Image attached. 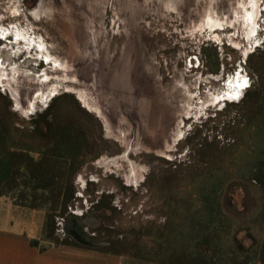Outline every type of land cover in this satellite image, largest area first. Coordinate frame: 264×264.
I'll use <instances>...</instances> for the list:
<instances>
[{
	"label": "rangeland",
	"instance_id": "374dc122",
	"mask_svg": "<svg viewBox=\"0 0 264 264\" xmlns=\"http://www.w3.org/2000/svg\"><path fill=\"white\" fill-rule=\"evenodd\" d=\"M154 1L0 0V116L28 149L10 152L4 185L23 211L0 214L42 229L41 248L82 245L76 224L84 247L157 264L201 184L221 185L245 248L263 245L246 175L264 148V0Z\"/></svg>",
	"mask_w": 264,
	"mask_h": 264
},
{
	"label": "trees",
	"instance_id": "16d2710c",
	"mask_svg": "<svg viewBox=\"0 0 264 264\" xmlns=\"http://www.w3.org/2000/svg\"><path fill=\"white\" fill-rule=\"evenodd\" d=\"M28 150L20 142L14 140L10 131L0 116V197H7L9 193L17 190V185L9 190L4 185L11 181L13 177L14 160L10 152ZM259 160L255 161L247 173V178L258 185L264 195V148L259 153ZM205 181V180H204ZM204 188L198 194V201L201 203L196 208V212L190 216L187 222L179 229V232L166 233L161 244L159 261L161 264L164 259L165 264H175V259L181 262V256L184 257L182 264H256L264 263V241L263 245L257 249L255 246L245 248L240 243L234 246H224L223 236L230 232L232 223L222 215L220 210V186L212 184H201ZM33 194H22L19 200L23 201L22 206L37 208L39 206H30L29 199ZM9 196V195H8ZM36 196V195H35ZM33 196V197H35ZM15 199V197H13ZM43 207H40L42 209ZM195 211V210H194ZM243 226H239V229ZM183 244L194 243L197 250L188 247L177 249L169 248L164 254V244H174V242ZM31 245L38 247V240H31ZM113 254L119 255L116 252ZM175 256V257H174ZM222 257V258H221ZM183 261V260H182ZM226 261V263H224Z\"/></svg>",
	"mask_w": 264,
	"mask_h": 264
},
{
	"label": "crops",
	"instance_id": "0c3cea01",
	"mask_svg": "<svg viewBox=\"0 0 264 264\" xmlns=\"http://www.w3.org/2000/svg\"><path fill=\"white\" fill-rule=\"evenodd\" d=\"M0 205H6L7 209L14 211H23L21 207L15 206L13 202L5 197H0ZM35 211V210H31ZM22 217H13L0 214V264H124L123 259L115 254H104L98 252L97 248L84 247L82 245H51L45 248L31 245V240L40 241L43 235L42 229L38 232V237H32L23 231ZM16 226H18L16 228ZM43 227V226H42ZM232 230H230L231 232ZM240 231V230H238ZM230 232L226 235H230ZM227 246L240 243L236 230L232 231ZM242 245V244H241ZM182 247L197 250V245L189 243L174 242V244H164V254L169 249H181ZM95 249V250H94ZM175 257V256H174ZM183 260V261H182ZM184 257L181 256V262L175 259V264H182ZM161 264H165L162 259Z\"/></svg>",
	"mask_w": 264,
	"mask_h": 264
},
{
	"label": "bare ground",
	"instance_id": "6f19581e",
	"mask_svg": "<svg viewBox=\"0 0 264 264\" xmlns=\"http://www.w3.org/2000/svg\"><path fill=\"white\" fill-rule=\"evenodd\" d=\"M145 1H146V0H145ZM158 1H159V0H158ZM205 1H206V0H205ZM230 1H231V0H230ZM233 1H235V0H233ZM237 1H238V0H237ZM242 1H243V0H242ZM242 1H241V2H242ZM67 2H68V1H67ZM72 2H73V1H72ZM154 2H156V0H155ZM161 2H162V0H161ZM172 2H173V1H172ZM213 2H214V1H213ZM228 2H229V1H228ZM85 3H86V2H85ZM148 3H149V2H148ZM157 3H158V2H157ZM159 3H160V2H159ZM207 3H208V2H207ZM235 3H236V2H235ZM237 3H238V2H237ZM73 4H74V3H73ZM75 4H76V3H75ZM83 4H84V3H83ZM86 4H88V3H86ZM89 4H90V3H89ZM129 4H130V3H129ZM142 4H143V3H142ZM144 4H145V3H144ZM146 4H147V3H146ZM216 4H218V3H216ZM225 4H226V3H225ZM225 4H224V5H225ZM228 4H231V3H228ZM224 5H223V6H224ZM234 5H236V4H234ZM240 5H241V4H240ZM74 6H75V5H74ZM76 6H77V5H76ZM80 6H81V5H80ZM84 6H85V5H84ZM103 6H104V5H103ZM120 6H121V4H120ZM142 6H144V5H142ZM145 6H146V5H145ZM148 6H150V5H148ZM148 6H147V7H148ZM171 6H172V5H171ZM212 6H213V5H212ZM238 6H239V5H238ZM82 7H83V6H82ZM90 7H91V6H90ZM92 7H93V6H92ZM124 7H125V6H124ZM134 7H135V6H134ZM180 7H181V5H180ZM213 7H214V6H213ZM84 8H85V7H84ZM126 8H127V7H126ZM145 8H146V7H145ZM174 8H175V7H174ZM206 8H207V7H206ZM206 8H205V9H206ZM214 8H216V7H214ZM229 8H230V7H229ZM40 9H41V8H40ZM90 9H91V8H90ZM146 9H147V8H146ZM183 9H184V8H183ZM211 9H212V8H211ZM230 9H231V8H230ZM124 10H125V9H124ZM217 10L219 11V9H216V11H217ZM90 11H91V10H90ZM92 11H93V10H92ZM193 11H194V10H193ZM231 11H232V10H231ZM53 12H55V11H53ZM53 12H51V13H53ZM131 12H132V11H130V13H131ZM45 13H46V12H45ZM55 13H56V12H55ZM87 13H88V12H87ZM92 13H93V12H92ZM128 13H129V12H128ZM207 13H208V12H207ZM210 13H211V12H210ZM213 13H214V12H213ZM213 13H212V14H213ZM239 13H240V12H239ZM41 14H43V12H42ZM41 14H40V15H41ZM56 14H57V13H56ZM90 14H91V13H90ZM135 14H136V13H135ZM223 14H224V13H223ZM234 14H236V11H235ZM34 15H36V14H34ZM37 15H38V14H37ZM46 15H47V14H46ZM53 15H54V14H53ZM92 15H93V14H92ZM142 15H143V14H142ZM51 16H52V15H51ZM57 16H59V15H57ZM212 16H213V15H212ZM216 16H217V15H216ZM226 16H227V15H226ZM234 16H235V15H234ZM91 17H92V16H91ZM228 17H229V16H228ZM46 18H47V17H46ZM67 18H68V17H67ZM73 18H74V17H73ZM59 19H62V18L59 17ZM64 19H65V18H64ZM69 19H70V18H69ZM76 19H77V18H76ZM80 19H81V18H80ZM80 19H79V20H80ZM94 19H95V18H93V20H94ZM51 20H52V19H51ZM215 20H216V19H215ZM65 21H66V20H65ZM68 21H70V20H67L66 22H68ZM59 22H60V20H59ZM96 22H97V21H96ZM56 23H57V22H56ZM64 23H65V22H64ZM71 23H72V22H71ZM59 25H60V23H59ZM65 25H66V24H63L64 27H65ZM77 25H78V24H77ZM97 25H98V24H97ZM69 26H70V25H69ZM69 26H68V27H69ZM79 27H80V26H79ZM61 31H63V30H61ZM72 31H73V30H72ZM59 32H60V31H59ZM62 33H63V32H62ZM72 33H73V32H72ZM74 34H75V33H74ZM70 35H71V33H70ZM71 36H72V35H71ZM66 233H67V232H66ZM69 235H72L73 237H76L74 234H69ZM79 236H80V235H79ZM80 237H82V238H80L79 240L77 239L78 237H76L75 239L78 240L81 244H84V245H87V246H88V245L91 246L92 243H91L90 241H88L85 237H83V235L80 236ZM83 240H85L86 242H84Z\"/></svg>",
	"mask_w": 264,
	"mask_h": 264
},
{
	"label": "flooded vegetation",
	"instance_id": "af4514ba",
	"mask_svg": "<svg viewBox=\"0 0 264 264\" xmlns=\"http://www.w3.org/2000/svg\"><path fill=\"white\" fill-rule=\"evenodd\" d=\"M73 224V223H72ZM74 225V227L73 226H71V225H67L66 227H65V232H67L68 234H74L76 237H78L77 239L79 240L80 238H82V237H80V236H82L83 235V237H85L87 240H88V238L84 235V233H82V231H81V229L76 225V224H73ZM80 235V236H79ZM72 236V235H71ZM76 237H74V238H76ZM84 242H86L85 240H83ZM88 241H90V240H88ZM91 242V241H90ZM82 245H84V244H82Z\"/></svg>",
	"mask_w": 264,
	"mask_h": 264
},
{
	"label": "snow or ice",
	"instance_id": "6c2138e0",
	"mask_svg": "<svg viewBox=\"0 0 264 264\" xmlns=\"http://www.w3.org/2000/svg\"><path fill=\"white\" fill-rule=\"evenodd\" d=\"M246 85H247V81H244V82H242V83L240 84V87L243 88V87H245ZM233 98H238V96H237V97H233Z\"/></svg>",
	"mask_w": 264,
	"mask_h": 264
}]
</instances>
